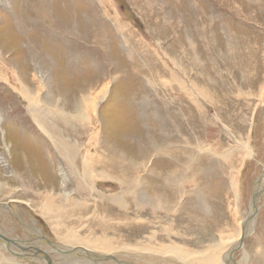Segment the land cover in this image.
I'll return each instance as SVG.
<instances>
[{
  "label": "rangeland",
  "instance_id": "rangeland-1",
  "mask_svg": "<svg viewBox=\"0 0 264 264\" xmlns=\"http://www.w3.org/2000/svg\"><path fill=\"white\" fill-rule=\"evenodd\" d=\"M55 5H58L57 9L61 8L59 12L55 11ZM36 9H50L52 16L58 19V26L42 20L39 17L42 15L38 16ZM12 11L24 19L22 26H25V31L33 33L34 30L30 37L20 33L22 26L14 22L15 14ZM60 12L68 15V18L60 15ZM81 23L86 24L84 32L80 29ZM74 24L79 28L74 29ZM6 40H10L8 44L11 43L7 48L9 53H2L1 57L9 62L14 59L12 63L18 65L17 71H25L19 72L33 92L38 91L40 98L46 100L48 91L54 97L61 95L62 106L69 112L72 111L70 107L73 101L80 104L82 99L84 102L88 98V102H100L94 118L97 127H100L96 144L107 145L108 151L116 149L132 154L139 149L155 153L150 149L154 140L163 151L170 152L167 145L177 148V151H171V155L182 157V171L191 176L186 180L183 195H200L209 203L202 207L200 214L181 212L178 216L180 219H175L180 223L178 227L176 223L170 224L173 237L177 229L189 234L179 240L187 250L186 246L193 245L192 261L195 264H224L227 251L236 240L240 228L244 234L236 241L240 242L234 246V252L232 250L236 256L234 261L247 264V260L264 259V193L257 202V216L249 219L254 211V181L259 178V186L264 188V0H0L1 47ZM35 44L44 55L41 60L34 56L36 52L30 54ZM169 53L172 54L171 58ZM34 57L40 62L39 65L34 63ZM1 68L0 233L7 232L12 238H23L18 221L3 214V211L11 208L22 219L34 217L43 226L44 219L28 204L37 205L33 198L39 200L42 194L52 191L53 180L54 190L60 194L58 197L62 200L65 194L60 189L62 183L57 162L49 160L50 164H46L43 158L45 151L38 138L43 136L51 144L54 142L36 124L25 96L6 84ZM35 69L43 72L37 73ZM171 69L181 75L179 91L173 87L168 92L167 80ZM103 89L106 94H103ZM100 93L104 95L102 99H99L102 96ZM200 97L207 99L202 98L200 103H194ZM166 108L170 109L167 114ZM193 109L197 112H193ZM60 125L62 133L69 134L61 121ZM48 127L57 137L56 132ZM29 129L33 135H30ZM79 130L84 132L82 127ZM88 139L89 136L86 141ZM248 148L253 150L252 154ZM37 151L40 156L35 160ZM158 155L161 158L155 163L158 168H163L167 162L163 158L166 155ZM42 160L50 172L48 175L41 166L40 169L37 167V164L42 165ZM168 166L174 167L172 160ZM52 172L54 175L50 177ZM36 181L39 186L35 184ZM68 184V189L72 190L73 186ZM98 185V190L107 194L119 189L113 186L107 190L109 183L101 181ZM166 196L174 197L171 194ZM61 200L59 204H62ZM90 200L89 205L94 209L92 203L97 200ZM88 213L83 219L76 216L73 226L77 236L86 240L88 231H78L81 224L93 216L91 209ZM7 218L12 220L9 222ZM141 218L136 216L137 221ZM55 219L52 218V222ZM50 225L49 237L54 231L53 225ZM196 226L198 228L194 233ZM247 228L251 229L250 234ZM119 229L122 233L118 239L133 244L135 239L142 237L146 225L131 220ZM191 231L196 235L192 236ZM233 231L236 236L222 245L228 249L225 248L212 262L215 257L208 256L204 246L209 241L217 240L222 233L224 239L228 240L235 235ZM54 233L58 235L56 231ZM60 234L63 239L65 233ZM173 237L172 241L177 242ZM65 245L67 247L60 243L61 250L64 247L70 251V246H74ZM81 247L85 248L78 245L72 249L79 251ZM12 248L15 252H22L15 246ZM5 250L6 247L0 248L2 257L38 264ZM89 252L114 255L120 259L112 251V254L95 250ZM49 253L55 259L57 254H66L64 250ZM135 255L132 253V256L122 259L126 264H155ZM80 258V264H85L87 260ZM33 259L40 264H48L45 259ZM67 259L73 260L72 257ZM55 264H59L58 261ZM103 264L113 263L108 261Z\"/></svg>",
  "mask_w": 264,
  "mask_h": 264
},
{
  "label": "bare ground",
  "instance_id": "bare-ground-1",
  "mask_svg": "<svg viewBox=\"0 0 264 264\" xmlns=\"http://www.w3.org/2000/svg\"><path fill=\"white\" fill-rule=\"evenodd\" d=\"M57 7L58 5H55V11L59 12L61 8L57 9ZM35 11L38 14V16L42 15L39 16L41 17L42 20H46L49 23L53 22L54 25L58 26V19L56 16H52L53 14L50 11V9L48 10L36 9ZM13 13L15 14L13 16L14 22L17 24L19 23L22 26L24 19L22 20L21 16H17L15 12ZM54 13L57 14L56 12ZM62 14H64V12L62 13L60 12V15ZM43 15L49 16L50 19L45 18ZM65 17L68 18V15H65ZM53 18H55L56 20H54ZM72 27H74V29L79 28V26L76 24H74ZM24 28L25 26H22L23 31L20 33L24 34L25 36L27 35L28 37H30V35L34 33V30L32 33L29 30L25 31ZM86 28H87L86 24L81 23L80 29L82 31L83 30L85 31ZM97 33L100 32L97 31ZM40 34L44 35L42 31H40ZM4 35L6 34H3V36ZM8 39L11 40V38L9 37ZM9 41L6 40L7 43L4 42L3 47L0 46V68L2 66L1 69L4 71L3 73L4 76L6 77L4 81H6L7 85L11 87L13 86V88L16 89L18 94L20 95L23 94L25 96V98L28 100V105L31 109L30 112L32 113V115L35 116L36 124L39 125L44 131H46L47 136H49L51 140L54 142L51 144L43 136H40L41 137L40 139L38 138L39 142L42 144V147L44 148L45 151L43 158L46 159L45 160L46 164L49 163L48 162L49 160H51L54 163L57 162V169H58L57 171L59 172L58 174L61 177L60 180L62 183L60 189L62 193L65 194L64 196L65 200L64 198H62L61 200V198L58 197V195L60 196V194H57V192L54 190L55 185L53 182H55V180H53L52 182L53 184L51 183L53 189L52 191L42 194V197L41 196L38 197L36 195V197H38L39 200L33 198L34 201H37V205L33 204V206H35L36 208L27 203L31 207V209L33 210L36 209L37 212L40 214V216L44 219L45 222L43 224L44 227L39 223H37L38 220H35L33 216H32L33 219L31 218L28 219L27 216L22 219L20 216H17V213H15L11 208L3 211L5 212L3 214H6L18 221L17 222L18 227L22 233L23 238L25 237L33 238L35 239L34 245L37 246L35 247L36 249L45 247L46 250L50 252L53 251L54 253L59 252L61 250V246H60L61 243L63 246H66L65 244L74 245V246H70L71 248L69 249L75 248V246L78 245H82L85 246V248L89 249V251L95 250L97 252L100 251L107 254H112L110 253L112 251L114 253H117L116 255H119L120 257L119 259L118 257L116 256L114 257V255H112L110 257L113 258L107 259L105 260V262H102L101 259L107 258L106 256L108 255H104L105 257H102L101 255H95L94 253H90L87 249L85 248L83 249V247H81V250L79 251L75 249V251L69 252L70 254H72L69 255L68 254L69 250L66 251V249L62 247L64 252H66V254L68 255H66L65 253L63 254V256L57 254L56 259L58 260L59 264H62V262H68L69 264H80L82 259L80 257H83V260H87L85 264H99L98 263L99 261L102 262L100 264L106 263L108 261L113 264H123V263L126 264L127 262H125V260H123L122 258H125L124 256H132V253L136 254L135 256L139 257V259H146L155 264H195V262L192 261L193 245L186 246L188 248L187 250L182 246L181 243L182 241L179 240L185 235L186 237H188L187 235L189 234H185L183 231L177 229L175 235L173 234L177 242L172 241L171 237H173L172 236L173 229H171L172 226H170V224L176 223L178 227L180 223L175 219H180L178 216L181 212L190 211L191 215L200 214V212L202 211V207L203 206L205 207V205L209 203L206 201V199L204 200L203 196L200 195L192 194L191 195L192 197L191 196L186 197L183 195V191L187 186L186 180L191 178V176L185 173L184 171H182V163L180 162L182 160V157L177 156L175 154L173 156L171 155V151L173 149L177 151V148L175 146L170 147L167 145V148L169 149L170 152L163 151L162 149H159L160 146L156 144L154 140L153 146L150 149L153 150L155 153L152 154L149 151L143 152L142 150L139 149L137 150L136 153L132 154L130 152H124V151L122 152L116 149L113 151L112 150L108 151L106 148L107 145L105 146V145L96 144L98 129L100 127L99 128L97 127L94 118H95V114H96L95 112L97 106L100 102L98 104L97 101L88 102L87 101L88 98H87L84 100V102L82 99L83 104H81L82 103L81 102L80 105L79 103L77 104L76 101L75 102L73 101L70 107L72 111L69 112L65 107L62 106V102H61L62 100L60 98L61 95L60 97H54V95L49 93L50 91H48L47 92L48 97L46 100L45 98L44 99L42 97L40 98L39 93H37L38 91L33 92L31 85L20 74L21 71L22 72L25 71L23 70H19L20 72L17 71L18 65L16 66L12 63L14 59L9 62L4 57H1L2 53H6V55L9 53L7 52V48L11 45V43L8 44ZM51 41L53 42V40ZM33 53L34 56H36L40 60H41V56H44L41 51V48L37 44L32 46L30 54ZM168 56L171 58L172 54L169 53ZM31 60H33L32 57ZM14 62L17 63V61ZM36 62L37 60L34 57V63L36 64ZM37 63L39 65L40 62ZM36 70L37 69H35V71ZM40 71L43 72L42 70ZM40 71L37 73H41ZM178 72H180V70H178ZM42 77H43L42 81L44 82L45 86H47V83L45 82V77L44 76ZM13 81L15 82V84L13 83ZM181 84H182L181 75L177 74L175 71L171 69L169 71V77L167 80V85L169 88L168 92H171L170 90L174 89L173 87H177L176 89L178 91L181 90L180 89ZM197 86L200 87V85ZM195 90L197 91V88H195ZM104 91L105 89H103V94L104 93L106 94V92ZM103 94L100 93V95L102 96L101 97L99 96L100 97L99 99L103 98L104 96ZM182 96H184V94ZM96 98L98 100V97H95L94 99ZM172 98L175 99V97ZM202 98L204 97H200L199 100L194 103H200ZM169 110L170 109L166 108V114L169 112ZM193 112H197V110L193 109ZM60 121L63 123V125L66 126V129L68 130L69 134L67 132L62 133ZM45 124L50 126L56 132L57 137L53 135L49 127ZM101 125H102V120H101ZM78 127L79 128L82 127L84 129L83 130L84 132L83 133L79 132L80 130ZM29 130L31 133L30 135H33L31 129ZM77 132H79V134ZM88 136L89 139L86 141V138ZM30 137L33 138V136ZM248 151L251 154L253 153V150L251 148H248ZM38 152L39 151H37V153ZM156 153L166 155V157L165 156L163 157L167 161L165 167L163 168L157 167V163L155 162L158 158H161V156H159ZM39 156H40L39 153L36 154L34 157L35 160ZM171 160L174 163V167L168 166V163ZM45 162L42 160L41 162L42 165H39L37 163L36 164L38 169L42 168V170L46 171V174L48 175L50 172ZM39 166L41 167L39 168ZM53 175L54 172H52L50 177H52ZM99 181L109 183V188L107 190H110L113 186L119 187V189L117 190V192L111 194H107L108 192L104 193L101 190L100 191L98 190ZM68 183H70L73 186L72 190L68 189L69 186ZM35 184L38 185L37 181ZM55 193L57 195H55ZM167 194L174 195V197H167L166 196ZM23 195H27V194H23ZM76 196L78 198H76ZM90 199L97 200V202L92 203L94 205V209L92 205H89L91 201ZM59 200L63 201L62 204L58 203ZM19 203H21V201H19ZM75 208H77L79 211L76 210ZM90 209L92 210L93 213V216L89 217L91 221L89 220L86 223H82L80 226L81 230L79 229L78 231L79 233H83L85 230L88 231L89 237L86 240L85 238H81L77 236L73 226L74 223L76 222L75 217L78 216V219H83L86 216V214H89L88 212L90 211ZM208 212H206L205 214H207ZM78 213L79 215H77ZM101 214H104V216H102ZM141 215H146V216L143 217ZM136 216L142 218L138 219L139 221H137ZM52 218H57V219H55L54 222H52L51 220ZM7 220H9L10 222L12 219L10 220L9 218H7ZM27 220H30L31 222H28ZM131 220H135V222L140 224L142 223L143 226L146 225V230L142 235V237L135 239V243L133 244L127 242H121L122 239H118V235L122 233L119 227L122 228L125 222L130 223ZM49 224L53 225L52 230L56 231L59 236L56 235L54 231H51L53 232L52 233L53 235L49 237L50 235V234L48 235ZM51 225L50 227H52ZM252 227H254V223ZM197 228H198L197 226L193 228L194 233H196L195 229ZM248 232H249L248 234H250L251 229H248ZM6 233L3 232L2 235L0 233L1 249H4L5 247V244L1 243L2 242L1 240L4 239L5 237L4 235ZM60 233H65L63 239L60 237L61 235ZM194 233L191 231L190 234H192V236L196 235ZM9 234L10 233H7V236L12 238L11 236H9ZM234 234H235L234 236H231L228 238V240H225L223 237L224 233H222L217 240L209 241L208 244L204 246L205 249L204 252H208L207 254L208 256L215 257L212 260V262L218 259V257L221 255V253L224 251L225 248L228 249L227 246L223 247L222 245H224L226 241L230 242L231 241L230 238L233 239L236 236V232H234ZM243 234H244L243 229L240 228L239 231L237 232L236 240L233 241L234 243L232 244L231 247H229L227 251V257L224 264H237V262L234 261V258L236 260V256L233 253L234 246L235 245L237 246V244L240 241L239 242L236 241L239 238H241ZM120 237L122 238V236ZM219 239L220 241H218ZM57 240L61 242L55 243ZM198 241L199 240H196V242ZM62 242L65 244H63ZM52 243L56 245L58 250L55 247H53ZM15 247L20 249L19 246H15ZM65 255L67 257H72L73 260L67 259ZM99 257L100 259L96 260ZM197 259L198 257H196V260ZM255 262L259 264L261 263L264 264V259L255 258L253 260H247V264H251ZM0 264H28V263L23 262V260H19L17 258H12V257L7 258V257H2L0 255ZM240 264H245V262L243 261Z\"/></svg>",
  "mask_w": 264,
  "mask_h": 264
},
{
  "label": "water",
  "instance_id": "water-1",
  "mask_svg": "<svg viewBox=\"0 0 264 264\" xmlns=\"http://www.w3.org/2000/svg\"><path fill=\"white\" fill-rule=\"evenodd\" d=\"M259 178L254 181V188H253V193H252V205H253V212L250 214L249 219L252 217L257 216L258 214V205L257 202L261 197V194L264 193V188L259 186ZM4 240H1L4 244L5 247L11 251L12 253H14L17 256H20L22 258L28 259L32 262L38 263L40 264L38 261H36L35 259H33V257H37V258H41V259H45L47 260L48 264H55V261H58L57 259L53 258L51 256V254L49 253V251L43 249L42 247L40 249H36L35 247H37L36 245H34V241L35 239L33 238H10L7 235H4ZM53 247H55L57 250L58 248L56 247L55 244H53ZM12 246H19L20 250H22V252H15L13 251ZM75 249H71L69 252L74 251ZM62 251V250H60ZM68 252V253H69ZM102 257H105L104 255H101ZM107 258L102 259V261L107 260L109 258H111L110 256H106ZM99 258H97L96 260H99Z\"/></svg>",
  "mask_w": 264,
  "mask_h": 264
}]
</instances>
